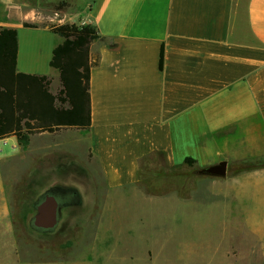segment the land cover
Masks as SVG:
<instances>
[{"label": "crops", "instance_id": "0c3cea01", "mask_svg": "<svg viewBox=\"0 0 264 264\" xmlns=\"http://www.w3.org/2000/svg\"><path fill=\"white\" fill-rule=\"evenodd\" d=\"M61 2L70 6L58 11ZM65 23H91L106 39L93 45L101 60L91 71V126L30 134L24 142L14 135L0 139V264H32L19 255L16 207L41 239L69 240L90 223L98 205L94 173L58 164L78 152L99 167L108 192L102 209L112 221L132 199L128 213L151 227L155 212L167 218L162 224L178 223L172 204L192 202L195 213L211 216L219 202L234 223L232 245L244 235L257 254L264 245V168L202 177L192 201L139 195L137 185L141 160L154 152L164 153L171 169L187 167V158L196 169L224 160L230 169V161L261 153L264 0H0V27L18 31L17 73L59 78L50 62L64 39L50 26ZM28 31L52 42H28L31 50L23 51L20 35ZM44 262L84 264L67 258L34 264Z\"/></svg>", "mask_w": 264, "mask_h": 264}, {"label": "rangeland", "instance_id": "374dc122", "mask_svg": "<svg viewBox=\"0 0 264 264\" xmlns=\"http://www.w3.org/2000/svg\"><path fill=\"white\" fill-rule=\"evenodd\" d=\"M59 18L64 16L60 15ZM20 40L23 51L31 50L24 47L29 45L26 44L28 42H52L48 36L29 31L22 32ZM52 78V92L57 93L60 88L59 78ZM260 152L250 151L249 154L254 158L248 162L230 161L227 176L263 164L264 158L261 156L264 154V146ZM155 159L157 164H149L142 171L143 178L147 177L148 180L138 183L137 189L141 191L138 194L153 198L180 197L192 201L194 191L198 189V180L207 176L198 175L194 168L163 167L165 161L159 156ZM71 160H58V164L71 163L73 168L79 167L94 173L99 188L96 210L90 223L73 230L69 240H53L31 234L16 207L19 255L26 263L67 258L84 264H97L94 261L103 264H264V245L253 250L257 253L255 255L252 254V248L248 247V238L244 235L237 237V247L232 245V241L235 242L234 223L230 218L223 217L224 208L219 202L217 215L213 212L211 216L207 212L195 213L192 202H186L184 206L172 204L171 209L174 208L175 213L181 216L178 223L174 219L173 222L162 224L167 218L162 216V212L159 215L155 212L151 227L149 222L146 225L136 224L135 215L128 213L132 199L124 205L119 220L112 221L102 209L108 192L103 189L99 167L92 162L91 157L86 159L80 152L73 154ZM129 229L135 232L131 239L127 236Z\"/></svg>", "mask_w": 264, "mask_h": 264}, {"label": "trees", "instance_id": "16d2710c", "mask_svg": "<svg viewBox=\"0 0 264 264\" xmlns=\"http://www.w3.org/2000/svg\"><path fill=\"white\" fill-rule=\"evenodd\" d=\"M67 6H70L69 2H61L57 10ZM24 26L38 27L33 23ZM50 28L64 39L54 49L50 62L59 74L60 88L56 94L52 92L51 76L17 73L18 31L0 27V139L14 135L24 142L30 134L52 133L65 127L89 129L91 126V71L101 60L100 53L93 51V45L106 39L91 23H65ZM163 65L162 48L160 67ZM157 156L165 161L163 167H168L164 153L154 152L144 157L140 162L138 183L148 180L143 178L142 171L149 164H157ZM185 165L197 172L200 170L196 169L194 159L187 158ZM260 168H264V163L250 170Z\"/></svg>", "mask_w": 264, "mask_h": 264}, {"label": "water", "instance_id": "95a60500", "mask_svg": "<svg viewBox=\"0 0 264 264\" xmlns=\"http://www.w3.org/2000/svg\"><path fill=\"white\" fill-rule=\"evenodd\" d=\"M228 173V161L224 160L221 161L220 163L200 169L197 174L201 176H207V177H216V178H225ZM45 215H40L36 219V226L38 227H44V220H45Z\"/></svg>", "mask_w": 264, "mask_h": 264}]
</instances>
